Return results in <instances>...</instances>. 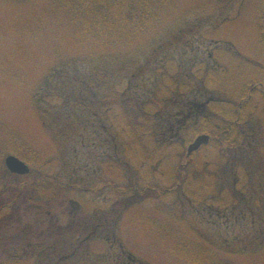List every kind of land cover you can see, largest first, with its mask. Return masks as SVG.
Here are the masks:
<instances>
[{"label": "rangeland", "instance_id": "rangeland-1", "mask_svg": "<svg viewBox=\"0 0 264 264\" xmlns=\"http://www.w3.org/2000/svg\"><path fill=\"white\" fill-rule=\"evenodd\" d=\"M161 1L132 53L52 0H0V159L31 170L0 179V264H191L200 241L264 264V0Z\"/></svg>", "mask_w": 264, "mask_h": 264}, {"label": "trees", "instance_id": "trees-1", "mask_svg": "<svg viewBox=\"0 0 264 264\" xmlns=\"http://www.w3.org/2000/svg\"><path fill=\"white\" fill-rule=\"evenodd\" d=\"M55 6L62 8L63 10L69 12L75 20L78 21L79 28L84 27L85 32L89 37L99 45H109L113 40H120L122 38L127 46L132 45L134 51L136 50L135 43L133 41L139 42V37L146 36V32H154L150 29L152 26L158 22L160 19V14L157 9L162 8L161 3L167 1L161 0H52ZM263 25V24H262ZM103 36V37H102ZM259 36L264 41V28L260 27ZM99 40H98V39ZM103 39V40H102ZM98 40V41H97ZM133 43V44H132ZM149 43H140L141 49L147 50L150 46ZM97 45V46H98ZM100 47V46H99ZM105 47V46H104ZM139 48V49H140ZM129 51H123L120 55L122 57H127L132 55ZM212 106L217 109H221L216 102L212 103ZM127 107V106H126ZM240 108L241 106L238 105ZM225 109L224 107H222ZM222 110V109H221ZM241 112H235L232 109L224 113V122L226 126L218 132L222 133V138H218L217 143L221 146H226L229 152H241L243 147H245V131L240 125ZM215 138V136H214ZM211 140V139H210ZM217 140V139H216ZM215 140H212V143ZM31 149V148H30ZM12 153V152H11ZM23 160H28L31 163H36L38 161L39 154L36 152L29 153L32 154L31 159L22 157L18 152H13ZM28 154V155H29ZM0 179L6 181L7 178H16L21 180L23 177L12 175L5 167L4 163L0 159ZM30 189V187H28ZM26 189L17 188L13 190V196L10 202L12 206H16L22 197L23 192ZM34 190L31 191V194ZM34 197V196H33ZM8 205L4 200H0V210ZM9 218L3 217L0 219V224L6 225V221ZM71 226V224H70ZM186 259L190 261L191 264H229L218 256V249H215L211 245H206L203 242L195 243L191 247L186 248L184 252ZM220 254V253H219ZM255 254V253H252Z\"/></svg>", "mask_w": 264, "mask_h": 264}, {"label": "water", "instance_id": "water-1", "mask_svg": "<svg viewBox=\"0 0 264 264\" xmlns=\"http://www.w3.org/2000/svg\"><path fill=\"white\" fill-rule=\"evenodd\" d=\"M210 137L208 135L199 136L188 148V155L193 154L198 151L202 146H205L209 143ZM5 166L7 170L19 176H26L30 174V168L23 161L18 159L13 155L7 156L5 159Z\"/></svg>", "mask_w": 264, "mask_h": 264}, {"label": "bare ground", "instance_id": "bare-ground-1", "mask_svg": "<svg viewBox=\"0 0 264 264\" xmlns=\"http://www.w3.org/2000/svg\"><path fill=\"white\" fill-rule=\"evenodd\" d=\"M6 158H7V157H6ZM6 158H5V159H6Z\"/></svg>", "mask_w": 264, "mask_h": 264}]
</instances>
